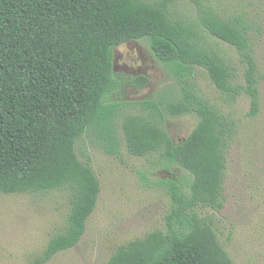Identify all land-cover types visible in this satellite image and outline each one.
I'll return each instance as SVG.
<instances>
[{"label":"trees","instance_id":"obj_1","mask_svg":"<svg viewBox=\"0 0 264 264\" xmlns=\"http://www.w3.org/2000/svg\"><path fill=\"white\" fill-rule=\"evenodd\" d=\"M184 17L168 0H0V193L66 190L71 208L64 233L52 237L36 264L77 246L94 213L101 183L77 153L85 136L109 155L120 152L121 133L137 157L158 153L167 167L190 175L155 183L166 188L171 208L166 230L121 245L108 264H233L213 220L200 207H224L225 151L235 134L218 108L193 92L196 67L207 71L224 94L242 91L251 116L260 112L259 68L252 26L226 16L206 0H192ZM207 35L238 50L247 65L244 85ZM146 40L155 58L182 84L178 100L139 102L144 114H128L125 103L107 102L121 82L114 76V50ZM138 88L146 76L130 79ZM195 113L198 125L181 144L161 126L165 115Z\"/></svg>","mask_w":264,"mask_h":264},{"label":"rangeland","instance_id":"obj_2","mask_svg":"<svg viewBox=\"0 0 264 264\" xmlns=\"http://www.w3.org/2000/svg\"><path fill=\"white\" fill-rule=\"evenodd\" d=\"M168 1L169 8L181 16L196 13L192 0ZM206 1L226 16L246 17L252 26L261 106L260 112L251 116V100L246 93H222L201 67H196L195 75L188 80L196 95L218 108L235 125V134L225 151L224 207L198 209L202 216L213 220L218 239L233 264H264V0ZM207 41L230 65L232 83L246 84L247 65L236 47L208 35ZM114 76L121 86L107 102L126 104L118 121L128 114H144L139 102L176 101L181 97V82L155 58L146 40L129 41L115 48ZM138 76L149 78L145 88L130 83ZM198 122L199 116L189 113L165 115L160 124L175 144H181ZM120 137L116 156L104 152L89 136L77 143L79 158L91 166L100 180L99 201L80 243L47 264H108L121 245L166 230L171 199L166 188L155 183L165 179L189 182L191 177L181 168L165 166L158 153L146 157L130 154L122 133ZM70 208V192L66 190L0 193V264H36L50 239L65 232Z\"/></svg>","mask_w":264,"mask_h":264}]
</instances>
